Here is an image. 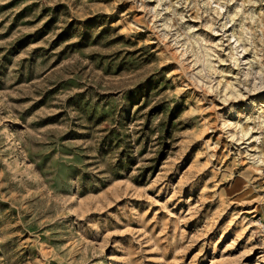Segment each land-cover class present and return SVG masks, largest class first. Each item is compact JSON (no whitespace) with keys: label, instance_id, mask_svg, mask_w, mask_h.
Masks as SVG:
<instances>
[{"label":"rangeland","instance_id":"obj_1","mask_svg":"<svg viewBox=\"0 0 264 264\" xmlns=\"http://www.w3.org/2000/svg\"><path fill=\"white\" fill-rule=\"evenodd\" d=\"M264 0H0V264H264Z\"/></svg>","mask_w":264,"mask_h":264},{"label":"built area","instance_id":"obj_2","mask_svg":"<svg viewBox=\"0 0 264 264\" xmlns=\"http://www.w3.org/2000/svg\"><path fill=\"white\" fill-rule=\"evenodd\" d=\"M260 230H261V232H262V234L264 236V221H262L261 224H260Z\"/></svg>","mask_w":264,"mask_h":264}]
</instances>
